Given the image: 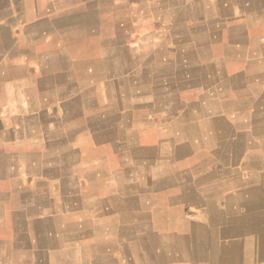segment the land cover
I'll use <instances>...</instances> for the list:
<instances>
[{
    "label": "crops",
    "instance_id": "obj_1",
    "mask_svg": "<svg viewBox=\"0 0 264 264\" xmlns=\"http://www.w3.org/2000/svg\"><path fill=\"white\" fill-rule=\"evenodd\" d=\"M19 20L0 264H264V0H0Z\"/></svg>",
    "mask_w": 264,
    "mask_h": 264
},
{
    "label": "rangeland",
    "instance_id": "obj_2",
    "mask_svg": "<svg viewBox=\"0 0 264 264\" xmlns=\"http://www.w3.org/2000/svg\"><path fill=\"white\" fill-rule=\"evenodd\" d=\"M36 14H37V11H34V10L26 11L25 13H20L18 18L23 19L24 16L29 15L30 17H27V18L32 19L31 17L35 16ZM67 21H69L68 18H64L63 17L62 22L63 23H67ZM25 22H28V21H24L23 22L22 20H19V26L17 28H13V29L12 28H4V29H1L0 30V37H3V42H5L7 38L8 39L9 38L12 39V37H15V38L16 37H21L22 36V29H24L26 31L29 30L27 27L23 26V24ZM29 28L32 29V30H35L33 28V24H31L29 26ZM63 28H66V27H63ZM66 29H68L66 31H69V28H66ZM32 30H30V31H32ZM46 34H47L48 37H52L54 35L53 29L48 27ZM17 43L19 44V47H20V45H22V40L18 39ZM81 46L82 45H80V44H78V45L75 44L76 50L80 49ZM18 54L21 55V52H19ZM14 61L19 64V65H15L13 67V69H14L13 72L15 74L14 78H15V80L18 83H22V76L23 75H21V74H22V71H23L22 70L23 66H21V61H19V60H14ZM48 67H49V65H48ZM5 70L6 69L3 68V74H4ZM3 74H0V103L3 102V104H4L7 99H11V98H10V93H9V84L7 83L6 77L3 76ZM0 110L5 112L6 109H5V107H2Z\"/></svg>",
    "mask_w": 264,
    "mask_h": 264
},
{
    "label": "bare ground",
    "instance_id": "obj_3",
    "mask_svg": "<svg viewBox=\"0 0 264 264\" xmlns=\"http://www.w3.org/2000/svg\"><path fill=\"white\" fill-rule=\"evenodd\" d=\"M216 141V140H215ZM86 228V227H85Z\"/></svg>",
    "mask_w": 264,
    "mask_h": 264
}]
</instances>
